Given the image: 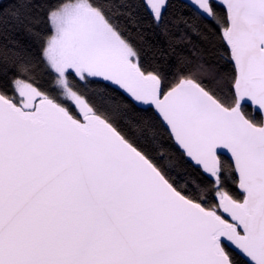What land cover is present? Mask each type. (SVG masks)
Segmentation results:
<instances>
[{"label":"snow or ice","instance_id":"1","mask_svg":"<svg viewBox=\"0 0 264 264\" xmlns=\"http://www.w3.org/2000/svg\"><path fill=\"white\" fill-rule=\"evenodd\" d=\"M0 264H264V0H0Z\"/></svg>","mask_w":264,"mask_h":264}]
</instances>
